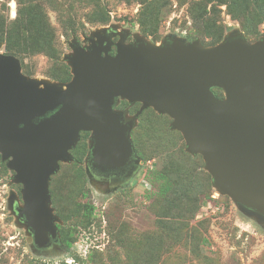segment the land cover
I'll return each instance as SVG.
<instances>
[{
    "label": "water",
    "instance_id": "95a60500",
    "mask_svg": "<svg viewBox=\"0 0 264 264\" xmlns=\"http://www.w3.org/2000/svg\"><path fill=\"white\" fill-rule=\"evenodd\" d=\"M83 37L89 46L74 39L63 56L72 74L66 83L25 75L0 43V157L22 186L12 213L28 243L57 235L50 183L74 161L81 134L90 133V176L92 155L98 169L120 168L148 109L172 119L170 129L202 156L219 194L264 224V37L249 42L235 30L214 46L172 36L153 43L115 26ZM121 101L141 107L129 116L117 109Z\"/></svg>",
    "mask_w": 264,
    "mask_h": 264
},
{
    "label": "rangeland",
    "instance_id": "374dc122",
    "mask_svg": "<svg viewBox=\"0 0 264 264\" xmlns=\"http://www.w3.org/2000/svg\"><path fill=\"white\" fill-rule=\"evenodd\" d=\"M70 6L74 25L61 22ZM140 9L137 0H0L1 51L9 55L12 44L25 75L66 83L72 79L63 62L71 53L68 43L102 27L129 30L153 43L172 36L212 46L235 30L249 42L264 37V22L254 25L245 14L231 15L226 4L201 10L200 22L193 21L190 3L178 0H161L154 17L140 19ZM103 10L110 15L106 24L96 21ZM39 11L49 22L35 21ZM140 107L118 105L129 116ZM171 123L152 109L140 115L132 132L139 168L112 187L92 180L86 167L90 136L82 135L74 161L62 163L50 183L62 244L52 251L36 250L18 225L12 200L23 203L22 186L13 183L14 173L0 157V264H264V224L219 194L202 156L186 151ZM62 238L72 242L70 248Z\"/></svg>",
    "mask_w": 264,
    "mask_h": 264
},
{
    "label": "trees",
    "instance_id": "16d2710c",
    "mask_svg": "<svg viewBox=\"0 0 264 264\" xmlns=\"http://www.w3.org/2000/svg\"><path fill=\"white\" fill-rule=\"evenodd\" d=\"M137 1H139V3L141 4V9L139 11L140 19H144L145 17L150 16V15H151L150 17H154V14H153L154 7L156 5H159V2L161 0H137ZM162 1H165V3H167V0H162ZM178 1L181 4L190 3L191 17L194 22H200V19L203 16L199 12L201 10L206 12L209 5H211V7L215 9L217 6L224 5V4L227 5L228 11L231 15H238L239 13L245 14L247 16V20L250 19L251 20L250 22L253 23L254 25L264 22V10L260 11V9L258 8L259 6H264V0H178ZM71 8L72 6L68 8V11L66 12V14H62V13L60 14V16L62 17L61 22L63 24H67L70 22L71 25H74L75 20L72 19V17L75 14L71 10ZM255 9L256 10L258 9L257 10L258 12H255L256 11ZM21 13L23 12L19 11L18 14L20 15ZM62 15H68L67 17L68 20H66ZM157 17H158V14L156 15V18ZM17 20L12 22L11 24L15 25ZM93 20L95 21V18ZM35 21L37 22L40 21L44 24L49 22L46 13L42 11H39V13L37 14V17L35 18ZM96 21L102 24L108 23L110 21L109 13L105 10L101 11L99 13V16L96 18ZM194 40L195 39H190V38L188 39L189 42H192ZM6 50L9 52V55L14 56L13 55L14 48L12 44H9ZM214 92L216 93L218 97H223V93L221 90L214 89ZM91 214L92 212L90 211L88 213V218H90ZM62 241H63V244H65L64 246L68 248L71 247L72 245L71 241L66 240L65 238H62Z\"/></svg>",
    "mask_w": 264,
    "mask_h": 264
},
{
    "label": "flooded vegetation",
    "instance_id": "af4514ba",
    "mask_svg": "<svg viewBox=\"0 0 264 264\" xmlns=\"http://www.w3.org/2000/svg\"><path fill=\"white\" fill-rule=\"evenodd\" d=\"M94 31L90 32L89 34L82 33L81 39H78L75 37V38H72V40L69 43H71L74 39H76L79 46L86 48L87 46L90 45V42L89 41L84 42L83 35L91 37V34ZM130 39H132V37L129 38L127 42H131L132 40ZM117 40L118 38L114 39V42H117ZM69 43H68V46H69ZM115 52H116V49L115 47H113L111 54H115ZM117 109H118V106H117ZM83 134H88L90 136V133H82L81 137ZM90 160L92 161V165H91L92 180L98 186H101V187L102 186L112 187V186L122 185L124 182L130 179L131 176H133V174L136 172V170L139 168V165H140V159H139V156L136 154V151H134V154L129 158L125 166H122L117 169H108V170L98 169L97 167H95V156L92 155ZM88 161H89V150H88V154L86 157V167H87ZM32 246L36 250H50V251H52L53 249L57 247H61L62 244L60 243L58 229H57V235H52L51 233H48L46 239L42 241L40 245L37 246L35 244H32Z\"/></svg>",
    "mask_w": 264,
    "mask_h": 264
}]
</instances>
